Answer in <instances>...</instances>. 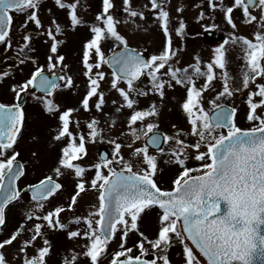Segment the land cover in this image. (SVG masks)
I'll return each mask as SVG.
<instances>
[{
    "label": "snow or ice",
    "instance_id": "obj_1",
    "mask_svg": "<svg viewBox=\"0 0 264 264\" xmlns=\"http://www.w3.org/2000/svg\"><path fill=\"white\" fill-rule=\"evenodd\" d=\"M205 2L209 10L207 18L214 21L219 11L232 31L222 43L217 42L207 63L202 65L197 53L192 56L194 62L181 67L178 53L184 48H173L172 33L183 40L187 26L180 19L178 27H170L173 17L166 7L168 0H137L135 4L133 0H121L120 9L114 0H102L101 10L92 23H86L78 15L80 0L67 3L55 0L59 9L66 10L71 31L86 26L90 33L82 44L80 74L86 78L85 93L79 108L62 109L56 95L78 87L70 66L64 63L65 55L59 52L65 41L57 37L64 35L65 26L51 17L45 26L38 16L41 0H0V47L6 56L4 63L12 61L11 66L0 70V82L9 77L14 79V69L22 71V66L32 65L27 77L10 85L11 102H0V234L7 227L6 210L24 203V194L29 197L22 212L23 221L0 239V264H48L52 250L48 235L52 231H64L69 240L84 241L79 246L82 251L68 253L62 264H78L81 255L89 264H101L102 259L107 264H157L158 260L171 264L168 250L177 245L182 248V264H264V0H234L231 6H225L224 0ZM195 7L201 9L203 5L197 3ZM234 9L242 11L243 23L252 27L255 42L237 34ZM184 10L183 6L176 8L177 13ZM116 11L124 14L123 19L116 17ZM148 13L162 31L164 43L159 54L146 59L118 29L124 25L132 32L141 30L143 25L138 21H146ZM16 16L24 17L18 37L11 34ZM205 19L206 12L199 11L196 22ZM29 23L34 25L35 33L27 31ZM203 27L207 31L218 25ZM35 37H46L45 64L33 58ZM105 42H110L107 54L103 49ZM227 45L239 47L242 53L238 57L243 60L238 87H230ZM10 51L13 55L7 57ZM105 66L110 73L103 70ZM216 69L220 70L223 87L211 89L215 94L207 99L206 110L204 93L217 80ZM142 77L147 79L143 87L138 83ZM106 78L108 91H115L120 98L111 101L115 114L131 110L126 117L127 131L122 130L109 141L113 145L109 154H100L86 168L74 163L83 160L87 151L86 136L79 132L80 120L72 117L81 108L90 112L94 106L97 112L103 111L107 101L101 82ZM201 79L204 82L198 87L196 82ZM251 85L255 90H251ZM176 86L186 93L179 107L189 128L172 124L173 131L169 134L159 131L157 103L153 101L138 110V98L153 95L163 101L166 89L174 90ZM244 90H248L244 101V116L251 124L248 128L238 126L239 107L225 102ZM29 106H39L43 114L57 121V126L51 129L50 143H66L49 173L21 187L18 182L26 178L29 164L19 159L21 152L17 149ZM99 123L94 117L85 121L91 142L103 131ZM115 125L116 120L110 118V127ZM122 137H129L130 142L121 143ZM188 138H195L194 143L186 142ZM164 145H169L168 151ZM124 148L129 150L127 158ZM150 149L167 156L164 163L177 166L170 181L171 190L159 186L158 155L150 154ZM31 156L38 158V153L33 151ZM190 162L198 166L189 167ZM93 169L94 175L86 188L83 177ZM68 172L77 178L74 194L67 207L52 205V199L64 187L58 181ZM89 190L96 194V202L86 208V214L62 222L61 214L75 213L78 197ZM153 207L160 210L158 233L150 239L140 232V240L134 245L140 255L133 256V247H126L127 237L138 231L141 214ZM71 225L77 226L75 230L70 229ZM25 233L28 235L21 238ZM117 237L118 250L109 252ZM145 242L151 249L159 250V255L153 251L156 258L150 262L141 259L147 251Z\"/></svg>",
    "mask_w": 264,
    "mask_h": 264
},
{
    "label": "rangeland",
    "instance_id": "obj_2",
    "mask_svg": "<svg viewBox=\"0 0 264 264\" xmlns=\"http://www.w3.org/2000/svg\"><path fill=\"white\" fill-rule=\"evenodd\" d=\"M65 2H74V0H65ZM134 4L137 3V0H133ZM214 2H218V0H214ZM234 0H224L225 6H231ZM117 9L121 7V0H114ZM200 3L203 5L201 9H197L195 5ZM80 5L78 6V15H80L86 23H92L94 21V16L101 10L102 0H80ZM183 6L184 12L177 13L176 8ZM170 9V14L173 17L172 25L170 26L172 29L178 27V23L180 19H183L186 23V34L183 40L176 37L174 31L172 33L173 40V48L183 47L184 51L178 53V56L181 59V67L186 66L192 61V56L194 54H199L202 60V65L207 63L211 56L213 49L215 46H212L210 42L207 41L206 36H204L207 32H211L214 34L213 39L216 42L222 43L223 39L228 38V33L232 31L230 26L227 25L226 21L223 20L222 14L217 11L215 13V20L211 21L207 18L209 14V10L207 9V5L205 0H168V4L166 6ZM86 9V10H85ZM51 10V11H49ZM206 12V19L202 23L196 22V16L199 11ZM117 18L123 19V13L120 11H116L115 13ZM146 21H138L143 25L141 30L136 32H132L130 28H126L124 25L119 26V31L126 35L129 40L130 46L136 47L142 54L150 58L153 54H159L162 50L164 37L162 35V31L158 28V25L154 22L152 14L148 13ZM234 22L238 26L237 34L245 35L248 38L253 39L254 35L253 29L249 25H245L242 19V11L234 9L233 12ZM39 18L45 23V26L48 25L49 18H55L58 23L62 26H65L64 35L58 36V39L64 40L65 43L59 47V52L65 55L66 60L64 63H67L71 70H75L74 80L75 84L78 87H74L71 90H65L56 95V102L61 105V108H79V103L82 98V95L85 93V85L86 78L83 77L81 72V59H82V44L86 41V39L90 38V33L88 28L78 27L76 31H71L69 21L66 18V10L59 9L55 5V0H41V7L38 12ZM215 23L218 25L217 28L212 29L209 28L207 31L204 30L203 25ZM143 29H147L146 31ZM35 33L34 25L31 24V30ZM14 37H18L19 32L16 30L12 34ZM46 37H35L33 44L36 51L32 54L33 58L37 59L40 64H45V53L47 51L48 45H46L43 41ZM15 47V43L13 45ZM110 42H105L103 45V49L108 53ZM228 53V65L227 71L232 77L230 80V87H238L241 82V69L243 67V60L239 59L242 55L241 50L237 46L227 45ZM13 52H8L7 57H11ZM6 60V56L3 53V48L0 49V70H4L7 67L11 66L12 61L10 59L7 60V63H4ZM22 71L20 69H14V76H16L17 80L9 77L5 78L0 84V100L4 102H10L12 100V95L9 92L10 85L22 81L25 77L28 76L30 70L32 69V65L29 63L27 66H22ZM103 70L106 73H110L108 68L105 66ZM203 70V69H202ZM162 72L164 70H161ZM217 73V80L213 81L210 85V91L204 93L205 104L204 107L207 110L209 107L206 103L207 99H210L214 96V92L211 89L214 87L216 90H221L223 87L222 81L219 79L220 70H215ZM166 78V77H165ZM203 79L197 81V86L203 84ZM257 82H260L259 78ZM147 83V79L143 77L139 82V85L143 87L144 84ZM108 81L107 78L105 81L101 82V90L105 92L106 97V105L103 108L102 112H97L92 107L90 112H84L81 108L79 112L74 113L72 119H79L81 123V128L79 132H82L86 136L85 147L87 151V155L80 161H74V163H79L81 166L89 167L93 162L97 161L99 150L105 149L108 154L112 151L113 145L109 143V141L120 134V132L127 131L126 127V117L130 114L131 110H122V113L115 114L114 106L111 104L113 99L120 100L118 94L115 91H108ZM251 90H255L254 85L250 86ZM247 91L244 90L243 93L236 94L233 98L225 101L229 106L233 104L239 107L238 113V126L241 128H248L251 124L246 120L244 116V111L246 105L244 101L247 98ZM186 97L185 90L176 86L174 90L166 89V97L163 101H161L157 96L149 95L148 97H140L138 98V110L146 108L151 102L155 101L160 109V116L158 117V122L160 124L159 131L168 132L171 134L173 131L171 129V125L175 124L178 128L188 129L189 126L186 123V117L181 111L179 107V103L182 102L183 98ZM95 99V98H93ZM257 98L254 97V101ZM93 101H90V104ZM30 108V118L31 124L26 130L23 137L27 140L23 139L24 144H22L23 149L30 151H36L38 153V158H33L30 156V160L28 161V174L24 181L22 182V186H24L28 182H35L37 179L42 178L43 174L49 173L51 167H53L58 159L59 150L66 141L64 142H55L50 143V135L51 129L57 126V121L41 112L39 106H29ZM96 118L100 121L99 128L102 129V133L95 138L94 142H91L87 138V132L89 131L85 126V121H89L91 118ZM110 118L116 120L115 127H110ZM155 122V118H154ZM136 127H139V122H137ZM84 130L82 131V129ZM71 129L76 132L75 126L72 125ZM33 137H36L34 140ZM29 140V141H28ZM195 138H188L186 142L194 143ZM121 143L130 142L129 137H122ZM142 141H138L137 144H141ZM165 151L169 150V145H164ZM128 149L124 148L123 152L127 158ZM194 151V150H192ZM201 151H205V149H201ZM150 154L158 155V172L156 179L159 181V186L163 189H170L172 187L170 181L173 176L176 174L175 168L172 164L164 163L165 160L168 159L167 156H161L159 153L150 151ZM190 167L198 166L190 162ZM196 173H193L195 175ZM94 175V169L86 172L83 179L86 181V188H89V184L87 181H90ZM55 178V177H54ZM60 183L63 184V190L61 194H58L54 199H52V205H63L67 207V202L72 194H74V185L77 182V178L74 176V173L68 172L65 176L61 177L59 180ZM28 198L24 197V203H17L14 207H10L7 211V215L9 218L7 227L4 229L3 233L0 234V239L7 236L11 231H13L20 222L23 221L22 212L26 210L28 206ZM96 202V194L89 190L86 193H82L81 197H78V204L75 207V213L65 211L61 214V220L64 223H67L69 219L73 218L74 215L86 214V208ZM158 208L146 209L144 213L141 214V219L138 220V231L132 232L127 237L126 247H133V256L140 255L139 249L134 247V245L140 240V232H143L144 235L148 236L150 239L154 238L158 233ZM31 226V225H29ZM77 226L71 225L70 229L75 230ZM79 227H83L80 225ZM45 231H48L45 228ZM48 238L52 240L54 247V252L50 259L48 260V264H62V259L65 255L72 251L81 252V248L79 247L84 243L80 238H76L73 240H69L66 236L65 232L52 231L49 233ZM119 239L117 237L116 241L112 242L109 246L108 251L118 250ZM144 247L147 250L146 254L141 256V259L145 258V256H153V251L157 252L159 255V250H153L151 247L145 242ZM181 252L182 248L177 245L168 250L169 259L171 264H182L181 261ZM154 257V256H153ZM156 258V257H154ZM11 259V256H9ZM78 264H89L87 258L82 257L79 259ZM101 264H107V262H102ZM157 264H162L159 260Z\"/></svg>",
    "mask_w": 264,
    "mask_h": 264
},
{
    "label": "flooded vegetation",
    "instance_id": "obj_3",
    "mask_svg": "<svg viewBox=\"0 0 264 264\" xmlns=\"http://www.w3.org/2000/svg\"><path fill=\"white\" fill-rule=\"evenodd\" d=\"M24 19V17L23 16H16V17H14V20H15V23H14V25H13V30H12V33L11 34H13L14 32H16V30H18V32L20 33V28H19V25L21 24V22H22V20ZM31 24L32 23H29V25H28V29L27 30H31ZM218 46V45H217ZM216 46V47H217ZM2 47H0V49H1ZM15 78V80H17V78H16V76H14ZM0 84H2L1 82H0ZM0 102H4V101H1L0 100ZM11 102V101H10ZM30 108L28 107V109H27V112H28V120H27V123H26V126H25V128L23 129V135H22V137L20 138V140H19V145H18V151H20L21 152V156L19 157V159H21V161L22 162H25V163H27L28 164V161L30 160V156H31V153H30V151H27L26 149H23V147H22V144H24V141H23V139H25V140H27L25 137H27L26 136V130L28 129V127H30L29 125L31 124V118H30ZM84 130V128L82 129V131ZM24 134H25V137H23L24 136ZM29 141V140H28ZM103 149V148H102ZM102 149H100L99 150V154H98V158L100 157V152H101V150ZM106 151V150H105ZM107 152V151H106ZM107 154H108V152H107ZM190 164V163H189ZM189 167H190V165H188ZM173 167L175 168L174 170L177 172V166H175V165H173ZM24 179L25 178H22V180L19 182V185L21 186V187H23L22 186V182L24 181ZM167 190H170V189H167ZM62 192V191H61ZM61 192L59 193V194H61ZM24 197H26V198H28L29 199V197H28V195L27 194H24ZM11 207V206H10ZM9 207V208H10ZM8 208V209H9ZM8 209L6 210V215H7V211H8ZM8 221H9V218H8V215H7V224H8ZM59 232H64V231H59ZM28 234L27 233H25L24 234V237H21V238H25L26 236H27ZM50 241H51V243H52V250L51 251H53V247H54V244H53V242H52V240L50 239ZM54 252H52V254H53ZM51 254V255H52ZM49 262V261H48ZM102 262H107L106 260H103L102 259V261H101V263Z\"/></svg>",
    "mask_w": 264,
    "mask_h": 264
},
{
    "label": "water",
    "instance_id": "obj_4",
    "mask_svg": "<svg viewBox=\"0 0 264 264\" xmlns=\"http://www.w3.org/2000/svg\"><path fill=\"white\" fill-rule=\"evenodd\" d=\"M207 37L208 39L211 41L212 46H217L218 43H216V41H214L213 38V34L212 33H207ZM146 58V57H145ZM154 151V150H153ZM101 154H105L107 155L104 151L100 152ZM146 260H149V262L154 259V257H147L145 258Z\"/></svg>",
    "mask_w": 264,
    "mask_h": 264
},
{
    "label": "trees",
    "instance_id": "obj_5",
    "mask_svg": "<svg viewBox=\"0 0 264 264\" xmlns=\"http://www.w3.org/2000/svg\"><path fill=\"white\" fill-rule=\"evenodd\" d=\"M108 51V50H107ZM72 74L75 73L76 71L75 70H71Z\"/></svg>",
    "mask_w": 264,
    "mask_h": 264
}]
</instances>
